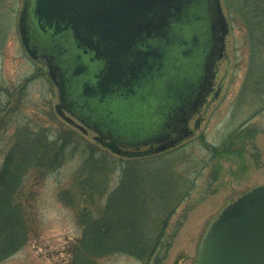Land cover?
Instances as JSON below:
<instances>
[{
	"label": "rangeland",
	"instance_id": "1",
	"mask_svg": "<svg viewBox=\"0 0 264 264\" xmlns=\"http://www.w3.org/2000/svg\"><path fill=\"white\" fill-rule=\"evenodd\" d=\"M22 3L0 0V168L25 127L44 133L46 141L63 137L65 146L54 165L43 163L22 179L15 201L27 241L0 264H67L82 234L78 217L96 216L118 186L121 200L131 189L137 207L142 203L150 212V222L159 217V264H194L221 209L264 183V43L252 37L235 9H228L232 0H221L228 31L212 85L215 91L219 85V93L208 95L190 118L191 135L158 153L122 157L94 141V131L83 134L56 114V86L45 65L31 59L20 42ZM154 224L148 226L153 235L159 232ZM95 264L144 263L113 253Z\"/></svg>",
	"mask_w": 264,
	"mask_h": 264
},
{
	"label": "water",
	"instance_id": "2",
	"mask_svg": "<svg viewBox=\"0 0 264 264\" xmlns=\"http://www.w3.org/2000/svg\"><path fill=\"white\" fill-rule=\"evenodd\" d=\"M227 31L221 0H23L18 19L56 86V114L125 157L191 135ZM194 264H264V183L221 209Z\"/></svg>",
	"mask_w": 264,
	"mask_h": 264
},
{
	"label": "trees",
	"instance_id": "3",
	"mask_svg": "<svg viewBox=\"0 0 264 264\" xmlns=\"http://www.w3.org/2000/svg\"><path fill=\"white\" fill-rule=\"evenodd\" d=\"M232 2L233 6L227 4L228 9H235L248 25L252 37L264 43V0ZM45 136L23 128L17 133L0 168V260L27 241L25 221L15 201L22 179L30 169L43 163L50 168L60 160L59 152L64 149L63 137L56 136V139L46 141ZM120 188L118 186L111 194L108 206L100 207L96 216L91 213L78 217L82 234L71 247L67 264H95L97 258L113 253L129 254L144 264H159L161 257L157 256L156 250L163 233L159 217L150 222V212L142 203L137 207L131 189L126 188L125 198L121 200L123 195L116 193ZM152 223H158L159 232L155 235L148 229Z\"/></svg>",
	"mask_w": 264,
	"mask_h": 264
},
{
	"label": "flooded vegetation",
	"instance_id": "4",
	"mask_svg": "<svg viewBox=\"0 0 264 264\" xmlns=\"http://www.w3.org/2000/svg\"><path fill=\"white\" fill-rule=\"evenodd\" d=\"M218 64V63H217ZM216 70H217V66H216ZM217 87H219V85L217 86ZM217 87H216V91H217ZM215 90H213V87H212V89H211V91H210V93L208 94V95H210V94H215V92H216ZM207 95V96H208ZM206 96V97H207ZM156 145V143H152V144H150V145H147L148 147H152V146H155Z\"/></svg>",
	"mask_w": 264,
	"mask_h": 264
}]
</instances>
